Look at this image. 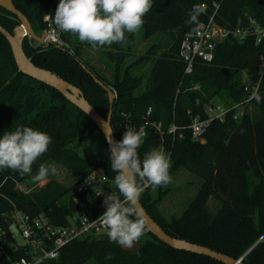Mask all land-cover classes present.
Listing matches in <instances>:
<instances>
[{"label": "trees", "instance_id": "1", "mask_svg": "<svg viewBox=\"0 0 264 264\" xmlns=\"http://www.w3.org/2000/svg\"><path fill=\"white\" fill-rule=\"evenodd\" d=\"M59 0H13V4L29 20L36 35L46 28L43 21L49 16L51 24ZM204 9L198 23L189 24L191 9ZM228 29L248 27L250 21L264 30V0H153L144 17L142 36L149 39L157 33H169L165 49L151 58V66L144 90L143 77L133 75L124 65L125 52L119 44L96 46L101 48L108 70L106 76L82 57L78 38L60 31L64 45L22 42L25 55L37 67L49 70L79 88L85 99L103 116L109 109L108 96L98 86L93 74L110 87L116 98L112 106L111 127L117 141L122 139L126 124L140 126L151 108L148 121L160 124L145 127V136L138 151L144 154L158 148L169 158L170 176L184 169L202 180L195 196L179 216H165L159 209L166 190L149 184L140 202L151 218L169 235L208 247L245 264H264V75L257 94L261 102L251 100L237 119L229 112L223 121L213 120L203 141L192 137L193 119H205L207 103L233 105L246 99L244 82L258 79L260 59L264 56V38L259 43L254 36L242 42L228 38L218 43L210 63L196 61L190 74H184L185 64L178 57V49L192 29L208 22L209 18ZM19 24L17 18L0 8V26L12 34ZM84 44L91 46L87 42ZM141 60V58L139 59ZM82 65L90 72L82 68ZM46 96L31 119L23 116L24 99L29 94ZM48 98V99H47ZM49 123L58 126L59 146L48 147L32 165L38 167L55 163L70 173L75 182L66 186L54 178L29 192L15 189L13 199L32 216L42 215L54 225H67L68 217L78 206L73 202L75 186L85 178L103 174L113 180L108 145L91 119L68 102L57 90L18 71L6 38L0 33V133L16 126H29L44 131ZM175 131L169 133L170 127ZM12 170H0L10 174ZM19 182L29 189L35 186L30 176ZM143 183V182H142ZM158 187L155 193L152 189ZM84 199V195H80ZM218 203L212 214L209 200ZM105 208L98 207L97 214ZM10 210L0 204V226L6 228ZM137 252H125L116 243L103 237H84L68 242L60 249L56 260L41 264H223L207 256L171 248L150 234ZM0 258V264H10Z\"/></svg>", "mask_w": 264, "mask_h": 264}, {"label": "clouds", "instance_id": "2", "mask_svg": "<svg viewBox=\"0 0 264 264\" xmlns=\"http://www.w3.org/2000/svg\"><path fill=\"white\" fill-rule=\"evenodd\" d=\"M152 4L153 0H59L53 23L60 31L73 34L80 42L93 47L123 44L126 33L135 34L141 29ZM203 11L202 7L194 5L187 23H198ZM254 99L260 103L262 98L254 94ZM108 133L110 167L115 173L113 181L119 196L111 192L104 197L105 211L99 218L110 242L130 248L146 230L139 203L144 191L142 182L147 181L152 186L168 185L171 182L170 162L158 148L149 150L141 159L137 150L143 137L135 128L127 127L119 141L113 140L111 132ZM50 143L46 132L29 126H16L14 130L0 133V170L9 169L21 176H30L37 184L49 176H56L55 163L41 164L35 174L32 171L33 163L48 150Z\"/></svg>", "mask_w": 264, "mask_h": 264}, {"label": "built area", "instance_id": "3", "mask_svg": "<svg viewBox=\"0 0 264 264\" xmlns=\"http://www.w3.org/2000/svg\"><path fill=\"white\" fill-rule=\"evenodd\" d=\"M43 21L46 23L43 33L49 43L58 46L64 45L60 37V30L51 24L49 16H45ZM250 36H254L255 42L259 43L264 38V30L252 21L248 27L228 29L217 25L212 17L209 18L208 22L198 25L196 31L191 36L185 37L179 45L178 57L185 64L184 74L188 75L192 72L196 61L210 63L218 43L228 38L242 42ZM263 75L264 56L260 59L258 79L244 82L243 90L247 94L246 99L230 106L220 103L205 104L206 118L201 120L195 118L190 125L193 139L203 141L202 136L213 120L223 121L229 112H233V118L237 119L243 115L247 107L250 109V102L254 99V94H257ZM150 114L151 108L149 107L144 115V123L140 126L126 124L123 127V133L127 127H132L140 131L144 138L146 126L151 125L159 130L160 124L148 121ZM174 131L175 127H170L169 133ZM108 181L105 175L98 174L85 178L75 186L73 202L78 206V209L68 217L67 225H54L42 215L32 216L22 207L11 209L6 217L10 226L6 225V228L0 226V258L10 259L12 255H16L17 257L10 260V264H41L45 261L56 260L60 249L72 240L88 236L107 237V229L99 218L103 212L97 214V208L99 206L105 208L104 197L112 192ZM143 186L146 188L149 183L144 181ZM20 189L26 191L25 187ZM95 191L102 194L98 195ZM81 194L84 195L83 200L80 197ZM11 226L20 233L21 241H15Z\"/></svg>", "mask_w": 264, "mask_h": 264}, {"label": "rangeland", "instance_id": "4", "mask_svg": "<svg viewBox=\"0 0 264 264\" xmlns=\"http://www.w3.org/2000/svg\"><path fill=\"white\" fill-rule=\"evenodd\" d=\"M43 33L41 31L38 36H40ZM126 40L125 43L119 44V47L122 52H125V58H124V65L123 66H130V72L133 75L136 76H142L143 82L139 90H137V94L142 92L144 90V87L148 80V75L150 71L151 66V58L154 55H158L160 52H162L166 44L168 43V40L170 38L169 33H157L150 37L149 39H145L142 36V28L135 34H125ZM28 40L33 43L37 44L35 40H33L30 37H27ZM46 44V43H42ZM80 45L82 46V57L83 59L87 60L90 64L95 66L100 73L108 76V70L106 68V64L104 62V57H102L101 48L99 47H93L88 46L84 44V42H80ZM141 58V60H139ZM48 99V98H47ZM46 98H42L41 102L44 103ZM48 105V103L46 104ZM250 109L249 112H252L253 107L249 106ZM35 112V109L32 108V104L29 103V101L24 104L23 108V116L25 118H31L33 117V114ZM57 126L55 124L50 123V125L46 129V133L51 138V143L48 147L56 148L59 146V140L57 136ZM161 150V149H159ZM162 151V150H161ZM163 152V151H162ZM58 167V174L56 176H49V178H54L59 182H62L66 186H70L75 182L74 177L68 173L64 168ZM48 179L40 182L35 183V186H30L29 189L26 190V192H29L33 189H36L37 187H42L46 184ZM202 180L198 178L197 176L193 175L192 173H189L188 171L184 169L178 170L173 176H171V182L163 186L162 189L166 190L168 189L163 197L161 203L159 204L160 211L165 216H179L183 210L186 208L188 203L192 200V198L195 196L196 192L198 191ZM108 184L112 188V193H115L117 196H119V193L115 187L114 181L109 180ZM23 187V184L19 182V173L12 171L10 174H4L0 177V204L6 209H10L11 207L17 205L16 201L13 199L12 193L15 189ZM155 193L158 191V187L152 189ZM122 201V197H121ZM209 211L214 214L216 209L218 208V203H216L213 200H209ZM148 236L144 234L141 236L140 241L142 242L145 240ZM88 264H94L89 262Z\"/></svg>", "mask_w": 264, "mask_h": 264}, {"label": "water", "instance_id": "5", "mask_svg": "<svg viewBox=\"0 0 264 264\" xmlns=\"http://www.w3.org/2000/svg\"><path fill=\"white\" fill-rule=\"evenodd\" d=\"M0 8H3L7 12L14 15L19 24L15 26L12 34H10L7 30L0 26V33L6 38L9 42L14 61L16 63L17 69L22 74L41 82L55 90H57L68 102L77 107L83 113H85L94 125L100 130L102 133L107 145H108V132H111V138L115 141L116 138L114 136L112 127H111V117H112V106L114 100L116 98V93L103 82H101L98 78H96L93 74H91L84 65L82 68L90 73L94 82L100 86L103 90L106 91L108 96L109 109L106 117H103L84 97L83 92L72 85L71 83L65 81L60 76L55 73L45 70L43 68L35 66L29 58L25 55L22 47V42L26 37H30L35 42L39 43H49V40L45 37V34L42 33L40 36L36 35L31 27V24L27 17L22 14L13 4V0H0ZM109 147V145H108ZM140 206L143 210V216L145 219V227L150 232L152 236H154L157 240L162 242L163 244L177 249L181 251H187L198 255L207 256L213 260L221 262L223 264H245L242 259L243 256L235 259L228 255L222 254L215 250H212L208 247L198 245L195 243H191L184 239L175 238L169 236L146 212L144 207L142 206L139 200ZM7 226H10V222L8 220L5 221ZM11 232L16 242L21 241L20 233L11 226ZM264 235L260 238L262 239ZM117 244V243H116ZM123 251L125 252H137L140 247V239L135 242L132 247H124L122 245L117 244Z\"/></svg>", "mask_w": 264, "mask_h": 264}, {"label": "crops", "instance_id": "6", "mask_svg": "<svg viewBox=\"0 0 264 264\" xmlns=\"http://www.w3.org/2000/svg\"><path fill=\"white\" fill-rule=\"evenodd\" d=\"M42 98H46V96H44L42 93H40V95H39V97L38 96H35L34 94H29V95H27L26 97H25V99H24V104H26V102L27 101H29V103H31L32 104V108H34L35 109V111H36V108H37V106L41 103V99ZM23 108H24V106H23ZM34 114H35V112H34ZM34 114H33V116H34ZM32 118V117H31ZM31 118H27V119H31ZM52 124H54V123H52ZM50 125V123L49 124H47L46 125V127H45V129H44V132L46 131V129H47V127ZM56 125V124H55ZM57 126V125H56ZM57 128V132H58V126L56 127ZM4 175V174H3ZM2 175V176H3ZM16 201V200H15ZM16 204L17 205H15V206H13V207H11L10 209H8V210H11V209H13V208H15V207H19V204L17 203V201H16Z\"/></svg>", "mask_w": 264, "mask_h": 264}]
</instances>
